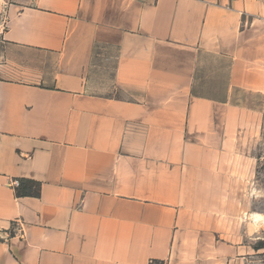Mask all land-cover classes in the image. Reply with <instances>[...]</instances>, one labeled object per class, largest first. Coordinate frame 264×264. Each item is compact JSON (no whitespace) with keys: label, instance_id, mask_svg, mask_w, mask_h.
<instances>
[{"label":"crops","instance_id":"0c3cea01","mask_svg":"<svg viewBox=\"0 0 264 264\" xmlns=\"http://www.w3.org/2000/svg\"><path fill=\"white\" fill-rule=\"evenodd\" d=\"M206 58L221 98L193 92ZM238 93L264 94V0H0V264H238L260 127Z\"/></svg>","mask_w":264,"mask_h":264},{"label":"rangeland","instance_id":"374dc122","mask_svg":"<svg viewBox=\"0 0 264 264\" xmlns=\"http://www.w3.org/2000/svg\"><path fill=\"white\" fill-rule=\"evenodd\" d=\"M103 53L106 49H101ZM101 50H96L94 64L97 69L93 91L106 96L114 95L111 83L113 73V52L106 54L107 61L100 56ZM100 52V53H99ZM108 53V52H107ZM216 60L206 58L205 64L198 70L196 84L193 92L210 98H221L220 91L226 81L227 65L223 62L222 71H216ZM238 104L251 108L258 113L260 127L257 132V140L252 146L251 154L256 159L255 171L251 175L249 187L241 190L242 199H248V212L256 214V232L251 233V238H246V250L238 264H264V94L238 93ZM253 223V222H252ZM150 264H160L151 262Z\"/></svg>","mask_w":264,"mask_h":264},{"label":"trees","instance_id":"16d2710c","mask_svg":"<svg viewBox=\"0 0 264 264\" xmlns=\"http://www.w3.org/2000/svg\"><path fill=\"white\" fill-rule=\"evenodd\" d=\"M14 190L17 197L38 198L40 195V183L27 179L16 180Z\"/></svg>","mask_w":264,"mask_h":264},{"label":"built area","instance_id":"2783aa9c","mask_svg":"<svg viewBox=\"0 0 264 264\" xmlns=\"http://www.w3.org/2000/svg\"><path fill=\"white\" fill-rule=\"evenodd\" d=\"M16 185V183H14V186ZM14 225L12 226V228L10 229V236L12 237H21L22 236V231L20 228H18V222L13 223ZM5 239L0 237V245H2L4 243Z\"/></svg>","mask_w":264,"mask_h":264}]
</instances>
